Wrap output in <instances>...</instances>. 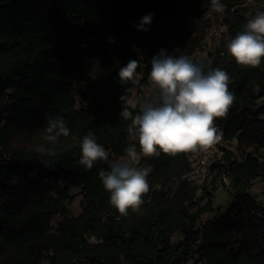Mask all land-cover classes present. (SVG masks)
Segmentation results:
<instances>
[{
  "label": "trees",
  "instance_id": "trees-1",
  "mask_svg": "<svg viewBox=\"0 0 264 264\" xmlns=\"http://www.w3.org/2000/svg\"><path fill=\"white\" fill-rule=\"evenodd\" d=\"M220 3L225 10L215 15L226 34L203 64L205 71L209 61L226 71L235 96L227 115L216 120L223 139L234 143L214 165L217 176L230 178L234 202L197 229L214 209L206 188L204 205L192 200L197 188L184 178L187 153L141 157V170L150 168L149 192L127 216L109 204L98 172L130 145L139 151L127 131L131 121L119 115L120 98L139 88L138 76L147 85L151 59L161 49L189 58L200 49L204 32L193 30L210 0H0V264H186L193 254L201 264H264V208L249 192L256 178L264 180V105L257 108L264 99V60L242 67L227 54L228 38L261 10L242 0ZM147 14L153 26L138 31ZM130 60L140 61L136 83L118 77ZM94 62L111 66L97 90L86 77ZM56 116L70 135L49 144L43 130ZM89 131L109 153L90 170L77 163ZM41 145L57 155L42 156L36 151ZM231 146L244 152L240 160ZM71 187L81 189L85 207L77 217L64 216L58 236L51 235L50 221L65 215ZM176 234L181 238L172 242Z\"/></svg>",
  "mask_w": 264,
  "mask_h": 264
},
{
  "label": "clouds",
  "instance_id": "clouds-1",
  "mask_svg": "<svg viewBox=\"0 0 264 264\" xmlns=\"http://www.w3.org/2000/svg\"><path fill=\"white\" fill-rule=\"evenodd\" d=\"M214 13H223L225 6L220 0H210ZM152 15L141 18L136 29L148 31ZM227 54L238 66L259 67L264 60V12L258 11L244 25L243 31L229 37ZM148 82L151 96L142 102L136 114L129 110L128 98L122 96L120 117L130 120L128 134L137 142L126 149V158L110 162L108 170L101 169L98 176L103 188L110 193L109 204L120 216L129 211L138 212L144 203L143 197L149 192L148 172L132 165L141 157H159L161 154L176 156L184 153H207L222 139V132L216 120L224 118L235 96L229 90L230 77L220 68L207 71L203 63H194L188 56H172L161 49L151 59ZM139 60H130L120 68L121 82L136 83ZM130 91V90H129ZM135 105H133L134 107ZM70 131L60 116L47 119L43 130V140L55 144L60 137H68ZM80 158L77 163L92 169L97 161H107L109 153L97 143L95 135L89 131L79 143ZM42 156H55L52 148L37 146ZM51 168V162H43Z\"/></svg>",
  "mask_w": 264,
  "mask_h": 264
},
{
  "label": "rangeland",
  "instance_id": "rangeland-1",
  "mask_svg": "<svg viewBox=\"0 0 264 264\" xmlns=\"http://www.w3.org/2000/svg\"><path fill=\"white\" fill-rule=\"evenodd\" d=\"M243 3L250 9H260L264 12V0H242ZM150 26H153L152 23ZM193 31H203L204 38L203 44L198 49L194 55L190 58L194 63H204L205 59L211 55L215 49L220 45L223 37L226 34V26L224 25L223 19L220 16H216L214 12L211 11L210 6L205 5L204 10L202 12L201 20L198 22V27ZM174 46V41L169 44V47ZM111 71V66H101L94 62L90 68L87 70L86 77L90 81L92 85V89L97 90L101 88L103 80L108 76ZM142 76H138V81L140 82L139 88L135 90L128 97V104L136 109H140V105L143 101L147 100L152 94V88L147 80V85L143 84ZM76 83V80L73 79L74 91H78L79 86ZM80 93V92H79ZM90 96V95H88ZM88 101L90 98L88 97ZM264 105V99L261 98L257 102V108L262 107ZM262 118H264V111L262 114ZM233 151V158L236 160H240L243 157L244 152L240 153V151H235L233 146H231ZM264 151H260L259 156L263 157ZM126 158V154L117 158H112V162L121 161ZM141 159V158H140ZM130 162L133 166L141 169L139 166V161ZM146 171H150V168H145ZM173 187V185H171ZM207 191L211 193V202L214 211L212 213H207L203 215L196 223V228L199 229L201 224L207 219L211 218L214 215H218L224 213L228 206L234 202V193L231 185L225 186L216 181L214 185L209 186ZM249 192L254 197L256 204L264 208V180L261 177L256 178ZM70 199L64 203L66 212L65 215H56L51 219L49 224V233L51 235L58 236V223L63 219L64 216L67 217H77L83 211L86 200L84 195L81 192L80 188L71 187L69 188ZM193 202L197 205H204L207 202V196L203 193V190H196L192 198ZM181 236L176 234L172 237V242H177ZM93 242L92 238L89 239ZM40 264H47L46 260H43ZM186 264H201L197 260V255L193 254L192 258Z\"/></svg>",
  "mask_w": 264,
  "mask_h": 264
},
{
  "label": "built area",
  "instance_id": "built-area-1",
  "mask_svg": "<svg viewBox=\"0 0 264 264\" xmlns=\"http://www.w3.org/2000/svg\"><path fill=\"white\" fill-rule=\"evenodd\" d=\"M216 126L222 132V126L218 121H216ZM233 143L234 141L227 142L224 140L222 135L221 141L209 152L199 154L187 153L190 169L188 173L184 175V178L199 190H203L204 188L208 189V187L214 185L216 181L222 185L230 186V178L226 175L217 176V169L214 165L222 160L224 148Z\"/></svg>",
  "mask_w": 264,
  "mask_h": 264
}]
</instances>
